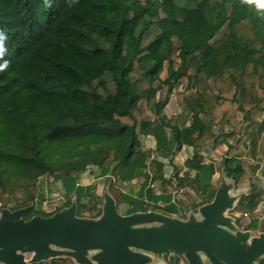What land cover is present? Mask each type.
I'll return each instance as SVG.
<instances>
[{
	"label": "trees",
	"instance_id": "1",
	"mask_svg": "<svg viewBox=\"0 0 264 264\" xmlns=\"http://www.w3.org/2000/svg\"><path fill=\"white\" fill-rule=\"evenodd\" d=\"M5 61L3 207L32 205L46 176L77 182L93 167L108 176L117 209L134 202L123 191L134 179L146 184L140 199L154 196L155 182L172 196L186 181V202L176 200L183 216L214 200L220 173L236 190L247 188L231 210L238 225L250 216L244 228L264 232L256 215L264 187L252 176L264 154V0H0V65ZM172 96L181 113L167 116ZM149 135L170 162L183 146L192 155L167 177L163 160L142 159L140 136ZM207 145L227 146L225 156L213 158ZM73 191L63 207H35L24 219L70 207ZM76 200L81 216L101 215L103 196ZM154 209L176 211L171 203ZM32 264L75 262L58 257Z\"/></svg>",
	"mask_w": 264,
	"mask_h": 264
},
{
	"label": "water",
	"instance_id": "2",
	"mask_svg": "<svg viewBox=\"0 0 264 264\" xmlns=\"http://www.w3.org/2000/svg\"><path fill=\"white\" fill-rule=\"evenodd\" d=\"M214 200L172 218L155 210L123 215L115 199L104 191L102 213L96 218L77 214V202L49 218L25 220L32 206L0 216V262L32 264L68 257L79 264H146L142 251L184 256L189 264H264V232L241 231L227 216L244 194L232 179L221 176ZM91 224V225H88ZM51 246H54L51 247ZM89 250H99L93 257ZM35 252L27 261L25 254ZM75 263V264H77Z\"/></svg>",
	"mask_w": 264,
	"mask_h": 264
},
{
	"label": "rangeland",
	"instance_id": "3",
	"mask_svg": "<svg viewBox=\"0 0 264 264\" xmlns=\"http://www.w3.org/2000/svg\"><path fill=\"white\" fill-rule=\"evenodd\" d=\"M166 91L163 90L159 93V96L164 97L165 96ZM166 113L168 115H174L176 114H180L181 110L177 108V104H176V99L175 97H171L170 101L168 103V105L166 106L165 109ZM184 115V114H183ZM191 122V120L188 122V124ZM237 137H233L231 139V141L234 144V140ZM140 140L142 143V148L145 151V155L142 158L144 162H148L150 160V158L152 156H156L159 159H162L165 161V172H166V176H171L172 172H173V167L174 166H182L185 162V160L189 157H191L192 155V147L190 146H183L182 149L180 151H178L175 156L173 157V161L170 162V158H166L165 156H163V154H161L160 152H158V150L156 149V145H155V140L152 136H140ZM155 147V149H154ZM242 147V146H240ZM226 146H222L221 148H219L216 151H213L212 146L211 145H207L205 152L208 153L209 155H211L213 158L215 159H219L221 160L225 154H226ZM152 151V155L148 154L147 152ZM238 149L234 150L233 153H237L238 154ZM264 156V154L262 155ZM262 156L260 158H262ZM259 159H256V162ZM255 162V164H256ZM259 168H260V164H259ZM264 169H258L256 168L255 172L252 174L253 176V181L254 183L260 185L261 187H264ZM187 170L184 169L182 170L180 176L184 175V172H186ZM258 171V172H257ZM220 174V173H219ZM258 174V176L256 175ZM261 175V176H260ZM98 170L96 168H90L88 170H86L84 173H82L80 179L77 182L74 181H65V180H61V179H54L51 176H46L44 177L39 185H40V192H39V196L38 199L30 206H32V209H34L35 207L38 210H42L43 212H53L56 209H59L61 207H63V205H65V203L67 202V200L71 197L69 196V193L73 191V193L75 192V195L78 199L79 202L85 201L87 198H89L90 196H93L94 198L99 195V196H103V202H104V191L106 190L109 180L107 175L103 174L101 179H97L96 177H98ZM81 178H84L83 180ZM96 181H92L95 180ZM262 179V184L258 183V180ZM222 178L221 176L218 177V175L216 176L215 179V185L216 187H218L219 183L221 182ZM80 181V183H79ZM96 182V183H95ZM176 182V180H175ZM186 181L184 182L183 186L185 185ZM96 186V187H95ZM181 186V188H177V190L174 193V198L175 200H182L184 202H186V198L184 197V193L182 192V189L185 188V186L183 187ZM159 185H155V188H158ZM135 189L136 191L142 192L144 190V183L142 182L141 179H137L136 183H135ZM247 190V188H245ZM238 190V192H245L246 190ZM174 204V203H172ZM148 205V204H147ZM146 205V203L144 202V199H140L139 197H135L134 202H127L122 204L118 211L122 214H124L125 212H129L132 210H137V212L142 211V209L144 208H149ZM161 205L163 206L164 203L162 202ZM176 205V204H174ZM11 206L9 205L8 207H3L2 204L0 203V216L2 213L3 209H10L11 210ZM29 206V207H30ZM176 211L173 214H166L170 217H174V218H187L189 216V212H198L195 211V209L193 210V208L189 211H187V214H184L183 216H180L181 214L184 213V210L179 206H175ZM29 210V212H31V210ZM28 212V213H29ZM79 217H81L80 213H77ZM227 216H232L231 211L227 212ZM128 215V214H127ZM257 215V214H256ZM255 215V217H256ZM258 216V215H257ZM88 217V216H87ZM90 217V216H89ZM259 217L261 218V222L264 223V205L263 207L260 209V213H259ZM257 218V217H256ZM251 218L248 217H244L243 220L240 222V225H238L237 221H235L236 226H238V229H240L241 231H246V229L244 227H246L249 223H250ZM91 225V224H88ZM255 231V230H253ZM259 231H255V234H258ZM54 248V246H51ZM100 251L99 250H89L87 252V255L89 256V258H91V261L94 262L93 257L96 256ZM143 254H145V256H147L149 259L152 258V261L150 262V260L146 263V264H189L187 259L184 256L178 255L176 253H166V254H157V253H153V252H149V251H142ZM36 253L35 252H30L25 254L27 261H30L34 255ZM73 261L75 263H77L74 259ZM206 264H210L208 260H205ZM0 264H4L2 262H0ZM79 264V263H77Z\"/></svg>",
	"mask_w": 264,
	"mask_h": 264
},
{
	"label": "crops",
	"instance_id": "4",
	"mask_svg": "<svg viewBox=\"0 0 264 264\" xmlns=\"http://www.w3.org/2000/svg\"><path fill=\"white\" fill-rule=\"evenodd\" d=\"M166 109V108H165ZM165 114L167 115V116H171V115H168L167 113H166V111H165ZM176 114V113H175ZM149 136H151V135H149ZM147 137V136H146ZM153 137V136H152ZM154 138V140H155V145H156V149H157V143H156V139H155V137H153ZM227 147V146H226ZM154 149H155V147H154ZM226 150H227V148H226ZM259 160L256 162V168H258V169H264V156H262V158H258ZM162 160V159H161ZM163 162L165 163V161L163 160ZM259 164H260V168H259ZM264 171V170H263ZM258 172V171H257ZM218 175V177L220 176V174L219 173H217L216 175H215V177H214V182H215V179H216V176ZM257 176H258V174H256ZM261 176V175H260ZM108 177V176H107ZM167 177H169V176H167ZM97 179H101L102 178V175L101 176H98V177H96ZM82 180L84 179V178H81ZM97 179H95V180H92V181H96ZM137 179H140V178H137ZM137 179H134L133 181H131L130 183H127L124 187H123V191L124 192H126V193H128V194H130V195H133V197H137L138 196V194H139V192L138 191H136V189H135V183H136V181H137ZM142 180V179H141ZM142 182H143V180H142ZM264 182V181H263ZM79 183H80V181H79ZM96 183V182H95ZM258 183L259 184H262V179H260V180H258ZM155 185H159V187L158 188H155ZM108 186H109V183H108ZM96 187V186H95ZM151 187L153 188V192H154V196L152 197V198H148L147 196L144 198V202L146 203V205L149 207V210H155L154 209V206H158V207H160V208H162L163 206H165L166 204H168V203H174V204H176V205H174V204H172V205H174V206H177L178 204L176 203L177 201L175 200V198H174V193H173V195L172 196H166V195H163L162 194V192H161V183L160 182H155L154 184H152L151 185ZM263 187V186H262ZM246 192V191H245ZM140 194H142V195H146V184H144V190L142 191V192H140ZM97 196H99V195H97ZM102 196V195H101ZM72 199H76V195L74 194L73 196H72ZM77 201V200H76ZM164 203V205L162 206L161 205V203ZM263 205H264V200L262 201V203L260 204V206H259V208H258V210H257V212H256V214L259 216V213H260V209L263 207ZM155 211H158V212H162V211H159V210H155ZM163 213V212H162ZM233 216V215H232ZM246 217H248V218H251L250 216H246ZM235 218V217H234ZM236 219V218H235ZM251 221V220H250ZM255 232V231H254ZM261 231H259V233H260ZM258 233V234H259Z\"/></svg>",
	"mask_w": 264,
	"mask_h": 264
},
{
	"label": "clouds",
	"instance_id": "5",
	"mask_svg": "<svg viewBox=\"0 0 264 264\" xmlns=\"http://www.w3.org/2000/svg\"><path fill=\"white\" fill-rule=\"evenodd\" d=\"M6 64H7V62L5 61V64H4V65H0V68H2V67H4V66H6Z\"/></svg>",
	"mask_w": 264,
	"mask_h": 264
}]
</instances>
